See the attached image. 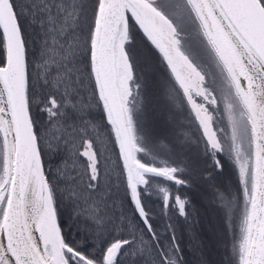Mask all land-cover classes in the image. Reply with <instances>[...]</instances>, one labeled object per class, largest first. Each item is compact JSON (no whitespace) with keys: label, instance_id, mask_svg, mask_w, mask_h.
<instances>
[{"label":"snow or ice","instance_id":"6c2138e0","mask_svg":"<svg viewBox=\"0 0 264 264\" xmlns=\"http://www.w3.org/2000/svg\"><path fill=\"white\" fill-rule=\"evenodd\" d=\"M201 187L264 264V0H0V264H187Z\"/></svg>","mask_w":264,"mask_h":264},{"label":"rangeland","instance_id":"374dc122","mask_svg":"<svg viewBox=\"0 0 264 264\" xmlns=\"http://www.w3.org/2000/svg\"><path fill=\"white\" fill-rule=\"evenodd\" d=\"M153 100L149 105V120L159 118V108ZM230 166L225 169L222 183L224 186L231 184L233 177L230 176ZM192 203L198 209L195 216V227L191 231L178 232L181 240V248L187 264H199L201 257L208 261V264H220L223 256L222 246L218 243V217L205 199L203 188H193L189 193ZM195 234L196 239L191 237Z\"/></svg>","mask_w":264,"mask_h":264}]
</instances>
